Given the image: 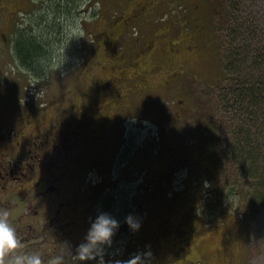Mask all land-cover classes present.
<instances>
[{
    "label": "rangeland",
    "instance_id": "374dc122",
    "mask_svg": "<svg viewBox=\"0 0 264 264\" xmlns=\"http://www.w3.org/2000/svg\"><path fill=\"white\" fill-rule=\"evenodd\" d=\"M53 1L51 5L56 14L49 21L55 19L57 24H64L65 30L62 48L54 40L50 44V66L49 62H44L47 63L44 79L33 78L13 59L8 67L7 75L19 78L23 96H32L37 107L50 103L51 93L60 91L57 87L68 89L72 84L68 81L62 86L61 74L76 67L85 68L84 49L87 47L90 52L96 49L95 59L100 65L90 63L95 70L88 73L89 85H102L99 77L91 81L96 72L94 76L121 80L126 100L145 109L144 114L154 120L160 119V114L165 117L167 110L170 116H175L180 108H188L190 115L181 129H187L193 138L192 126L199 124L196 129L199 138H206L193 147L198 150L194 151L197 157L191 160L192 166L179 165L175 182L163 188L159 184L163 177L158 174L161 164L158 153L164 152L162 136L139 130V124L155 128L153 122L130 120L127 123L133 126L129 125L130 131L119 143L117 157L125 153L126 147L135 151L133 171L139 188L136 196L141 197V191L149 189L150 201L153 200L149 208L140 207L146 203L145 198L135 206L134 215L141 227L136 232L128 228L134 245L131 256L150 252L147 264H264V149L248 147L246 152L243 147L242 152L238 145L240 140L250 145L252 142L254 145L256 139L261 143L264 140L257 135L258 129L240 115L238 107V111L231 110L222 102V97L228 96L226 102L232 105L231 96L237 90L236 81L229 77L238 76L235 70L238 63H234V68L230 64L228 70L222 67L224 63L228 65V56L244 50L245 60L252 63L264 47V0H231L239 8L234 11L235 19H246L259 30L257 34H251L248 29L235 34L238 40L233 44L228 37L232 28L222 29L225 22L222 5L220 9L215 0H131L128 4L129 0H114L117 3L63 0L59 8L62 14ZM231 5H227V11L232 10ZM49 21L43 27H47ZM135 21L151 23H147L145 35L158 33L160 36L154 37L158 39V47L147 44L152 50L146 49L143 37L135 34ZM130 24L132 27L128 28ZM38 33L37 41L50 40L42 36L40 29ZM101 33H105V39H97ZM78 50L83 51L71 54ZM94 56L95 53L90 55ZM10 62L11 58L7 57L6 63ZM2 65L0 56V67ZM247 66L246 62L243 70ZM247 74L251 75L248 86H259L261 74ZM224 89L228 94L223 95ZM253 121L261 123L258 118ZM160 127L164 131L168 128L167 125ZM189 135L185 136L187 141L191 140ZM231 144L237 146L238 151ZM145 168L148 169L146 174ZM189 171L192 175L187 179ZM170 223L171 226L167 225ZM166 238L170 239L168 243ZM141 241L143 244L139 246ZM103 249L110 248L103 246ZM121 249L119 244L118 252L121 253ZM97 258L88 264H102Z\"/></svg>",
    "mask_w": 264,
    "mask_h": 264
},
{
    "label": "flooded vegetation",
    "instance_id": "af4514ba",
    "mask_svg": "<svg viewBox=\"0 0 264 264\" xmlns=\"http://www.w3.org/2000/svg\"><path fill=\"white\" fill-rule=\"evenodd\" d=\"M51 1L0 0V209L9 211L21 241L15 251L38 253L44 264H55L57 257L62 258L61 264H82L74 257L76 246L85 240L95 217L107 212L119 221V228L112 241L104 245L110 249L103 251V261L97 259L102 264H114L133 254L126 216L134 215L135 206L144 202L141 198L146 203L140 207L149 208L153 201L149 189L141 191V197L136 196L135 151L126 147L125 153L117 157L119 143L130 131L129 125L133 126L127 123L153 122V131L143 124H139V130L162 136L166 153L161 156L158 174L163 177L159 183L163 188L175 182L179 165L192 166L191 160L197 157L193 150L197 139L193 137L196 141L192 146L186 143L188 130L181 129L188 121V108H180L175 116L160 114V119L154 120L126 100L121 80L103 79L94 76L96 72L91 81L99 77L102 85H89L88 73L95 70L90 64L74 70L68 89L50 92L48 104L37 107L32 96H23L19 78L7 75L8 67L12 59L17 62L18 42L37 40L39 29L45 36L48 29L55 28L56 20L49 21L55 16ZM103 34L97 39H105ZM157 40H146L143 45L152 50L147 44L157 46ZM7 57L11 58L10 64L6 63ZM96 60L93 62L99 66ZM160 125L168 128L164 131ZM196 126L200 125L192 126V131ZM191 175L189 171L187 179ZM142 244L139 242V246ZM3 259H10V255L5 254Z\"/></svg>",
    "mask_w": 264,
    "mask_h": 264
},
{
    "label": "trees",
    "instance_id": "16d2710c",
    "mask_svg": "<svg viewBox=\"0 0 264 264\" xmlns=\"http://www.w3.org/2000/svg\"><path fill=\"white\" fill-rule=\"evenodd\" d=\"M66 1H68V0H66ZM106 1H110L112 3L113 2L117 3L114 0H105V2ZM62 2H63V0H59L58 2H56V0L53 1V5L57 7L56 10H58V12L61 14H62V12H60L59 8H60L61 4H64ZM129 2H131V0H129L126 4H128ZM215 2L216 3L218 2L217 4L219 5L220 9H221L220 5H222V13H223L222 16L225 18L224 19L225 22H224L222 29H225V26H226V28H227V26H229L230 29L232 28L231 30L229 29L231 32V35L228 36L230 39L229 43H232V44L237 43L238 38L234 37L235 34L241 33L247 29L251 32V34H257L259 32V30L255 29L250 24V22L248 20L244 19V20L239 21V19L237 18L238 19V21H237L235 19L234 11L235 10L238 11L239 8L235 7V4H233L231 0H220V1L215 0ZM226 4L227 5L232 4L230 6V8L232 9L231 11H227V7H229V6H227ZM152 8L156 9L155 6H152ZM54 12H55V9H54ZM65 12H66V15L68 17L67 11H65ZM149 15H151V13H149ZM135 23H136V21H135ZM147 23L151 24L148 21H147ZM147 23L138 21L135 25V30H136L135 34L139 35L140 37H143L144 41L151 40L154 37L160 36L158 33L153 35L152 32L145 35V32L148 28ZM132 25H133V22H132ZM132 25L131 24L127 25V27L128 28L132 27ZM59 28H60V32L57 31V29H59ZM53 29L52 30L48 29V31L46 32V35H45L46 37H49L50 40L45 38L44 40L43 39H39L38 41L37 40H32V41L24 40V41L17 43L18 44L17 45V55H16L17 56L16 57L17 64L19 63L21 65V67H23L25 70H27L33 76V78L38 79V80L44 79L43 76H44L45 72L47 71V66H44V64H47V63H44V62H49L48 65L50 66V55L52 54V52L50 51V44H52L53 40H54L55 43H58L57 45H59V47L62 48V45H63L62 44V35L64 34V30H65L64 24H62V26H61V24L56 23L55 28H53ZM55 39H58L57 42ZM172 44H173V42H172ZM135 45H137V43ZM90 51H89V48L87 49V47L83 51V52H85V56L87 55L86 56L87 61L84 62V65L92 63L94 61V59L97 57L96 49L93 50L92 52H90ZM81 52H79V50H78L75 53L72 52L71 54L76 55V53L80 54ZM94 53H95L94 58L90 57V55H92ZM243 53H244V50H239L236 53H232L230 56H228V58H229L228 65H225V63L222 64V67L224 66L225 70H228L231 65L234 68V66L236 65L234 63L237 62L238 65L236 66L235 70H237V75H239L238 77H236V79L233 78L235 76L229 77V80H231L233 82H235V81L237 82V83H235V84H237L235 87V88H237V90H235L233 93V96H231L233 98L232 99L233 100L232 105L230 103L226 102L228 100V96H226V97L223 96L222 102L226 103L231 110L238 111L236 108V107H238L239 111H240V115H244L246 117L245 121L251 123V125H253V127H256L258 129V132H261V133L257 132V135L264 140V47L260 51L261 54L259 56L254 57V60L252 63H249L247 60H245ZM246 62L249 64V66L246 70H243L242 67L244 64H246ZM74 69L75 68H73L71 71H73ZM245 71H246V73L251 72L253 75L261 74L262 78L259 81V86H256V87H255V85L254 86L253 85L248 86V84L251 81V79H250L251 75L250 74H244L243 72H245ZM69 75H72V73L66 72V73L61 74L59 80L63 84L62 86H64V84L68 81L73 83L72 76H69ZM67 76H69V77H67ZM224 80H225V77H224ZM51 82H53V81H51ZM241 87H245V88L242 89ZM57 89H64V87H57ZM225 89L222 92L223 95L228 94L225 92ZM221 96H222V94H221ZM228 102H230V100ZM134 106H135V104H134ZM135 108H138V107L135 106ZM140 110H141L140 113H144L145 109H143V110L140 109ZM167 112H168V110H167ZM256 117H258V119L260 120V122H261L260 124H255V121H253V119L257 120ZM196 129L197 128H195V130H194L195 132L192 134V136L196 137L197 145H199L198 144L199 141L200 140L205 141L206 138L205 137L199 138V133H198V131H196ZM201 133L202 132H200V134ZM238 136L240 138H242V136L240 134ZM190 138H191V136H190ZM194 141H196V140L194 138H191V140H188V141L186 140V143L191 142L190 145L192 146L194 144ZM162 144H163L164 152L163 153H162V151L159 152L158 153L159 157H161L162 155H164L166 153V149L164 148V143L162 142ZM231 145L235 148V151H238V149H236L237 146H235L234 144H231ZM238 145L241 147V151L243 150V147H244L246 152H247V150H249L250 147L258 149V148H261V146H262V148L264 149V143L259 142L257 139H256V143L254 145H253V142L250 145L249 142L246 143V142H243V140H240L238 142ZM160 147L162 148V146H160ZM194 149L196 151L198 150L196 148H193V150ZM159 169L160 168H158V171H159ZM144 172H146V171H144ZM262 184H264V183H262Z\"/></svg>",
    "mask_w": 264,
    "mask_h": 264
},
{
    "label": "clouds",
    "instance_id": "9594fccd",
    "mask_svg": "<svg viewBox=\"0 0 264 264\" xmlns=\"http://www.w3.org/2000/svg\"><path fill=\"white\" fill-rule=\"evenodd\" d=\"M9 215L7 209H0V264H44V260L38 253L15 251L20 247L21 241ZM125 220L133 232L140 229V220L135 215L129 213ZM118 228L119 221L115 217L107 212L99 213L88 228L85 240L76 246L74 257L85 264L94 261L97 257L103 261V246L112 241ZM5 254H9L10 259L4 260ZM150 255V252L137 253L129 259L115 261L114 264H147L146 257ZM61 261L62 258L57 257L55 264H61Z\"/></svg>",
    "mask_w": 264,
    "mask_h": 264
},
{
    "label": "bare ground",
    "instance_id": "6f19581e",
    "mask_svg": "<svg viewBox=\"0 0 264 264\" xmlns=\"http://www.w3.org/2000/svg\"><path fill=\"white\" fill-rule=\"evenodd\" d=\"M68 4V3H67ZM74 9V8H73ZM72 12V11H71ZM170 12V11H169ZM33 38V37H32ZM26 47V46H25ZM251 60V59H250ZM261 65V64H260ZM248 67V66H247ZM255 70V69H254ZM246 72V71H245ZM247 74V73H246ZM255 74V73H254ZM239 76V75H238ZM237 76V77H238ZM247 81V80H246ZM237 83V82H236ZM237 85V84H236ZM245 88V87H244ZM247 110V109H246ZM258 118V117H257ZM249 127V126H248Z\"/></svg>",
    "mask_w": 264,
    "mask_h": 264
}]
</instances>
